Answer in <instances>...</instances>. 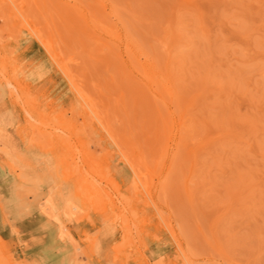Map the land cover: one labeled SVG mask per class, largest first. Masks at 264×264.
Returning <instances> with one entry per match:
<instances>
[{"label": "rangeland", "instance_id": "rangeland-1", "mask_svg": "<svg viewBox=\"0 0 264 264\" xmlns=\"http://www.w3.org/2000/svg\"><path fill=\"white\" fill-rule=\"evenodd\" d=\"M0 160L76 264H264V0H0Z\"/></svg>", "mask_w": 264, "mask_h": 264}, {"label": "crops", "instance_id": "crops-1", "mask_svg": "<svg viewBox=\"0 0 264 264\" xmlns=\"http://www.w3.org/2000/svg\"><path fill=\"white\" fill-rule=\"evenodd\" d=\"M14 155L17 156L18 153L14 152ZM6 158L8 159V156ZM7 159L4 161V175L11 180V176L15 174V171L13 174V171H11L13 170L11 162H9ZM9 166L11 168L10 171H8ZM15 186V183H11L9 186H5L3 189L5 195L3 206L6 216H0V223L3 225L6 223L10 224L9 229H3L2 227L1 230V233L5 235L7 241L14 244L19 242L22 247L21 252L22 250L26 249V255L30 256V259L38 261L40 264H63L66 261L72 260L74 262L73 264H76L74 258H72L74 247L69 241L64 243L59 239L56 228L50 225L46 217L40 215L38 211L34 213V211L29 212L30 210L25 216H19V211L17 210L19 207L37 209L42 205L41 203L39 204L34 200H17L14 195V192L16 191ZM37 212L39 214L36 215ZM3 218L5 220H3ZM24 223L37 224V226L27 229L23 226ZM44 227H47V230L43 229ZM14 232H19L20 240L15 237ZM100 243V249L104 251L106 244L104 242ZM79 245L81 248L85 247V245H83L81 242H79ZM85 252H87V254H91V249L89 250L86 248ZM49 254L52 256V258H49ZM88 264H100V262L97 259H91Z\"/></svg>", "mask_w": 264, "mask_h": 264}, {"label": "bare ground", "instance_id": "bare-ground-1", "mask_svg": "<svg viewBox=\"0 0 264 264\" xmlns=\"http://www.w3.org/2000/svg\"><path fill=\"white\" fill-rule=\"evenodd\" d=\"M39 41H41V43L45 46V48L48 49V47L46 46L45 42H44L42 39L39 38ZM146 73H147V75H152V74H154V71H153L152 66L147 67ZM167 91H168V92H171V88L168 87V88H167ZM1 121H2V120H1ZM3 122H5V121L3 120ZM3 124H4V123H3ZM7 137H9V136H7ZM23 226H24L25 228H27V229H31L33 226H37V224H27V223H24ZM43 229L47 230V227H44ZM44 232H45V231H44ZM1 245H2V246H1ZM5 245H6V243L3 241L2 237L0 236V253L3 252V251L5 250V248H4ZM159 257H160V254L157 253V252H151V253H150V258H159ZM49 258H52V256H51L50 254H49ZM73 263H74V262H73V260H72V261H66V262H64L63 264H73Z\"/></svg>", "mask_w": 264, "mask_h": 264}]
</instances>
